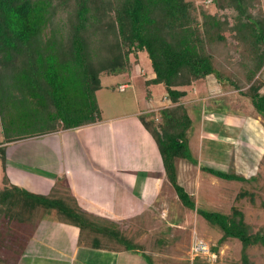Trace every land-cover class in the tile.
<instances>
[{
  "label": "trees",
  "instance_id": "trees-1",
  "mask_svg": "<svg viewBox=\"0 0 264 264\" xmlns=\"http://www.w3.org/2000/svg\"><path fill=\"white\" fill-rule=\"evenodd\" d=\"M208 4L214 13L194 0H0V162L4 170L7 144L99 121L100 77L129 71L130 57L145 52L152 76L144 84L162 85L169 105L158 110L155 124L139 117L160 154L165 178L180 205L219 233L210 254L233 239L240 243L239 263L254 264L247 250L264 248V230L253 232L234 208L229 214L197 208L178 183L173 162L191 158L186 140L191 120L180 100L186 88L208 77L246 98L264 130L261 0ZM200 169L222 180L247 182L240 175ZM45 213L53 215L54 223L76 230L77 247L115 253L140 249L135 236L84 211L59 181L46 195H34L3 174L0 264L18 263L28 251L31 226ZM192 264H200L199 259Z\"/></svg>",
  "mask_w": 264,
  "mask_h": 264
},
{
  "label": "rangeland",
  "instance_id": "rangeland-1",
  "mask_svg": "<svg viewBox=\"0 0 264 264\" xmlns=\"http://www.w3.org/2000/svg\"><path fill=\"white\" fill-rule=\"evenodd\" d=\"M194 1L196 5L203 3L206 5L207 12L214 13V8L208 4L209 0ZM261 3L264 10V0H261ZM151 76L152 71L145 52L138 53L137 58L130 57L129 71L117 75L101 76V89L96 92L100 119L110 120L132 117L140 121L139 116H141L146 121L152 119L155 124L159 119L157 114L158 110L168 106L169 102L168 100L166 103L164 102L166 106L160 104V100L165 94L162 85L144 84V81L150 79ZM261 77L264 80V71L261 73ZM210 78L215 81L208 83V85L205 83L204 90L202 89L204 86L203 81L196 82L193 86L186 88L187 97L193 96V99L195 96L190 94L191 90L195 89L197 93L199 92L198 99L195 101L191 100L190 103L191 105L198 104V110L194 106V111L197 110L196 113L191 110L192 108L189 107V104H186L187 99H181L182 105L187 109L188 116L191 120V126L186 131V138L188 139L187 147L191 158L174 159L177 181L179 180V184L184 187L185 191L192 195L197 208L223 214H229L230 209L234 208L243 214L244 222L250 226L253 232H257L260 229L264 230V153L262 157L256 155V163L249 167L246 166V171L242 172L243 176L239 174V170L236 168L228 169L227 173L240 175L247 182L222 180L204 173L198 166L205 167V164L199 163L197 153L193 154L194 149L197 147V137H195L197 135L196 131H198L197 119H200L201 113L203 112L204 114L209 113L208 111H212V113L213 111L218 113L223 111L232 112L233 114L237 113L239 116H250L262 125L261 119L256 117L254 111L248 106L246 98L238 95L239 93L232 90V88L218 83L213 76ZM212 83L215 86L213 90L211 89L213 86ZM121 84L126 85L124 90H120L118 87ZM206 89L209 90L210 98L207 101L204 100L206 103L204 108L202 103L203 99L199 98H204L208 94ZM195 91L192 93H195ZM263 91L264 88L261 92ZM124 121L127 120H123L122 123ZM93 131H96V129L92 130L89 128L88 133L93 135L91 140L81 137V133L75 135V141L79 146L78 148L83 149V147H87L89 142L96 146H100L99 144L103 145V141ZM100 131H102L101 128ZM45 141L44 143H46ZM202 144H204V149L206 146L207 150V142L202 141ZM242 146L246 147L244 144ZM200 149H197L198 153ZM206 150L205 153L207 154ZM158 155L160 157L159 152ZM245 158L250 162V155H245ZM181 168H187V172H191V174H187L185 179H180L184 174L180 170ZM192 173L194 174L193 177ZM2 176L0 162V178ZM243 191L249 194L239 196ZM129 206L131 207L130 209ZM128 210L130 211L126 215L125 223H128L130 226L123 224L120 228L117 227L126 236H135V242L140 246V249H137V251L147 255L153 264H160L165 260L171 264H192L195 258L199 259L200 264L202 262L203 264H240L239 256L241 247L237 240L230 239L225 241L219 247L215 257L208 255L210 253L209 248L215 244L219 233L210 227L194 211L188 210L180 205L173 188L169 185L165 177H161L159 186L149 184L146 195L141 194L138 200L133 201V203H128ZM53 218L51 213L46 215L48 224L45 225V228L40 227L37 229L38 222H35V226H31L35 229L32 232L35 235L31 240V242H34V247L30 250L28 249V252L34 257L38 255L68 256L71 254L73 245L65 239L66 236H62L66 232H62L55 225L52 221ZM196 241H201L204 244L205 249H207L206 253L192 251L193 243ZM140 253L136 254V256L140 257L143 264H148L149 260L147 256L140 255ZM247 254L249 260L254 264H264V248L261 246L255 245L249 247ZM104 263L105 261H93L89 264ZM118 263L126 264L124 261ZM23 264L32 263L25 261ZM35 264L42 263L35 262Z\"/></svg>",
  "mask_w": 264,
  "mask_h": 264
},
{
  "label": "crops",
  "instance_id": "crops-1",
  "mask_svg": "<svg viewBox=\"0 0 264 264\" xmlns=\"http://www.w3.org/2000/svg\"><path fill=\"white\" fill-rule=\"evenodd\" d=\"M214 81L209 77L206 78L202 82L204 83L202 89H205V83L208 85ZM120 86H124V89L126 87L125 84L118 87L120 88ZM211 89H215L214 84ZM193 91L195 89L191 90L190 94L195 96L194 99L193 96L187 97L188 94L182 99H187L186 104H189L191 110L194 111V106L198 110V104L191 105L190 103L191 100L198 99L199 92L192 93ZM209 98V92L204 98H199L203 99L204 106H202L204 108L206 106L204 100L207 101ZM167 100L166 94H164L160 104L166 106ZM180 103L182 104L181 100ZM208 112L207 114L201 113L200 119H197L198 131L195 135L197 147L193 154H198L199 163H204L205 167L223 172L236 168L242 175V172L246 171V166L249 167L256 163V155L262 157L264 153L262 125L250 116H239L237 113L225 111ZM123 120L127 121L122 123ZM89 128L96 129L93 132L103 141V145L96 146L89 142L87 147L78 148L75 135L81 133V137L91 140L93 135L88 133ZM202 141L207 142V150L206 146L204 149ZM199 143L201 149L198 147ZM242 144L246 147H243ZM197 149H200L199 153ZM247 154L251 157L249 158L250 162L245 158ZM4 159L2 173L10 184L34 195H46L53 184L59 181L70 189L84 211L112 221L119 228L123 224L130 226L125 223L126 215L130 211L128 203L138 200L141 194L146 195L149 184L159 186L161 177H165L154 141L140 121L132 117L100 119L87 126L7 144L4 146ZM180 170L184 173L180 179H185L187 174H191V172H187V168ZM46 215L47 213L38 220L37 229L45 228V225L48 224ZM52 221L54 222V220ZM55 225L62 232H66L62 236H66L65 239L73 245L71 254L68 256L38 255L39 257H34L29 254L30 252L25 251L17 264H23L25 261L32 264L35 262L89 264L93 261H105L104 264H119L120 261H124L126 264H143L140 257L136 256L140 253L137 250L115 253L77 247L76 230L56 222ZM34 235H31L30 241L26 245L29 250L34 247V242H31Z\"/></svg>",
  "mask_w": 264,
  "mask_h": 264
},
{
  "label": "built area",
  "instance_id": "built-area-1",
  "mask_svg": "<svg viewBox=\"0 0 264 264\" xmlns=\"http://www.w3.org/2000/svg\"><path fill=\"white\" fill-rule=\"evenodd\" d=\"M124 86H120V90H123ZM192 251L193 252H203L206 253L207 249H205L204 244L201 241H196L195 243H193V247H192ZM208 255L215 257V255L208 253Z\"/></svg>",
  "mask_w": 264,
  "mask_h": 264
}]
</instances>
